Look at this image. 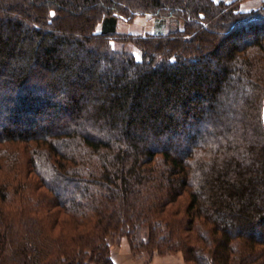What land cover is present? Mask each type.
<instances>
[{"label": "trees", "instance_id": "obj_1", "mask_svg": "<svg viewBox=\"0 0 264 264\" xmlns=\"http://www.w3.org/2000/svg\"><path fill=\"white\" fill-rule=\"evenodd\" d=\"M2 171L0 264H264V10L0 0Z\"/></svg>", "mask_w": 264, "mask_h": 264}, {"label": "rangeland", "instance_id": "obj_2", "mask_svg": "<svg viewBox=\"0 0 264 264\" xmlns=\"http://www.w3.org/2000/svg\"><path fill=\"white\" fill-rule=\"evenodd\" d=\"M216 1H225V2L234 1L235 4L239 6L240 11L244 13L254 12L259 10L261 12V10H264V0H216ZM117 26H118L117 27L118 32L122 35L146 36L152 33H169L172 30H174L176 23L168 20L157 21V19L154 18L137 16L134 19H132L130 22L121 21ZM133 51H135L137 57H140L139 51H136L135 49H133ZM7 176H10V174L4 171L0 172V185ZM24 176L25 177L27 176L26 172L24 173ZM123 241L128 242L131 248V253L135 258H137L140 264H151L153 260L158 257L161 259L163 258L162 260H164V262L170 260V262L173 264H188L182 252H169V253H159V254L156 253L153 256L138 253L132 249L129 240L126 237H122L120 240H117L115 242V244L112 246L111 255L113 251H115V253L120 252L121 250L120 246Z\"/></svg>", "mask_w": 264, "mask_h": 264}, {"label": "crops", "instance_id": "obj_3", "mask_svg": "<svg viewBox=\"0 0 264 264\" xmlns=\"http://www.w3.org/2000/svg\"><path fill=\"white\" fill-rule=\"evenodd\" d=\"M121 250L118 253L112 252L114 264H140V262L131 253V248L128 242L123 241L120 246ZM163 259V258H162ZM161 258H155L151 264H173L169 261L164 262ZM168 262V263H167ZM181 263V262H180Z\"/></svg>", "mask_w": 264, "mask_h": 264}]
</instances>
